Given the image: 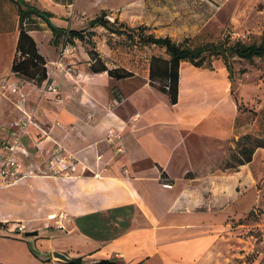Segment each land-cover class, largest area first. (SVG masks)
<instances>
[{
    "label": "crops",
    "instance_id": "obj_1",
    "mask_svg": "<svg viewBox=\"0 0 264 264\" xmlns=\"http://www.w3.org/2000/svg\"><path fill=\"white\" fill-rule=\"evenodd\" d=\"M25 1L52 13L51 23L59 29H88L106 12L130 28L146 27L148 34L177 43L201 34L213 19L211 0H91L97 8L93 19L80 0ZM103 29L90 30L97 34L96 50L110 68H125L134 77L116 80L107 72L93 73L88 45L79 40L72 45L74 54L62 56L65 36L54 45L49 23L37 19L30 35L49 73V80L38 85L12 71L21 33L19 9L12 0H0V140L25 114H34L51 129L53 142L73 154L81 172L74 178H29L0 189V224L39 232L32 238L20 231L4 234L0 226V242L7 247L0 246V264H66L54 252L87 264L111 259L118 264H230L239 255L230 245L234 220L257 203L255 196L244 200L239 192L243 179L251 181L249 164L227 168L241 116L235 82L225 64L211 70L184 61L179 101L172 105L150 80L151 59L169 57L155 46L143 47L156 49L148 68L145 63L117 66L107 42L106 50L99 47ZM41 34L47 36L49 55ZM50 83L58 86V94L47 90ZM15 88L23 96L13 93ZM110 131L118 135L116 143L109 140ZM24 137L27 154L21 157L28 167L49 158L53 142H44L37 153L42 137L34 126ZM54 214L57 220L50 219Z\"/></svg>",
    "mask_w": 264,
    "mask_h": 264
},
{
    "label": "rangeland",
    "instance_id": "obj_2",
    "mask_svg": "<svg viewBox=\"0 0 264 264\" xmlns=\"http://www.w3.org/2000/svg\"><path fill=\"white\" fill-rule=\"evenodd\" d=\"M1 2L3 3L4 0ZM211 3L213 19L210 26L197 36L180 39L181 42L187 40L189 45L198 46L208 42H220L226 37H230L232 40H243L248 44L262 41L264 38V0H211ZM79 4L87 7L88 18L93 19L97 16V8L91 3V0H80ZM111 19L114 22L115 18L111 17ZM9 21L11 24L13 23V11L9 13ZM46 38L45 34H41L39 41L43 50L48 54ZM105 42L113 49L114 55L111 60L117 66L138 67V63H140V68L142 63H145L148 68L147 60L156 51V49H145L135 45L127 37L112 35L103 29L99 39V47L102 51L106 50ZM71 47L72 45L64 47L62 56L65 54V50ZM72 49L74 51L66 55L74 54L75 49ZM88 49L90 48L88 47ZM232 62L235 77L234 88L239 98L241 116L238 122V141L235 140L230 146L227 165L236 164L232 157L233 150H240L243 143L256 146L264 140V59L250 62L234 58ZM214 64L217 67L224 66L222 59L215 60ZM146 68L145 70H147ZM139 71L143 72L141 69ZM147 91L150 95L155 96V93ZM249 166L251 167L249 172L252 177H250L251 181L247 183V180L243 179V185L239 192L242 193L241 196L244 200L246 195L250 194L252 198L255 196L257 203L247 216L241 217L239 221L234 220V229L231 231L234 232V235L232 233L231 237H234L235 240L232 239L230 245L236 247L235 251L239 255L234 260L231 259L230 264H264V148L256 150ZM3 208L2 204L1 211H4ZM3 228H5L4 234L13 235V232L19 231V227H14L13 223H8ZM24 232L26 233L27 229L21 233ZM5 245L0 242V246L7 250ZM232 254L233 249L230 256Z\"/></svg>",
    "mask_w": 264,
    "mask_h": 264
},
{
    "label": "trees",
    "instance_id": "obj_3",
    "mask_svg": "<svg viewBox=\"0 0 264 264\" xmlns=\"http://www.w3.org/2000/svg\"><path fill=\"white\" fill-rule=\"evenodd\" d=\"M18 5L20 16V39L18 43L17 56L15 58L12 71L15 75L33 81L38 85L49 80L48 63L41 55L38 44L30 35L32 25L37 24V19L47 21L54 32L53 44H61L62 37L65 36V47L74 45L75 40H79L88 45L89 55L91 57V71L93 73L107 72L110 77L116 80H125L135 76V73L125 68H110L101 54L96 50L94 41L97 34L90 30L97 27H104L112 35L125 36L135 45L142 47H153L162 50L169 59L162 57H153L150 66V80L152 84L157 85L160 90L168 95L172 105H177L180 94V69L184 61H188L198 68L214 69V63L217 59H222L227 70L230 73V79L235 80L234 65L232 59L238 58L253 62L256 59H264V38L260 43L248 44L243 40H232L226 37L220 42H208L198 46L189 45L188 41L177 43L170 37H156L148 34V28H130L118 20H111L109 15L104 12L94 20L90 21L88 29L64 30L55 27L51 23L54 15L43 11L25 0H12ZM117 98V101H121ZM258 148H264V140L258 145H242L240 150H233L234 164L227 165L228 169H238L248 165L253 161V157ZM164 184L166 178L162 179ZM1 227L6 225L0 224ZM66 264H87L82 258L72 259ZM93 264H118L116 260H103Z\"/></svg>",
    "mask_w": 264,
    "mask_h": 264
},
{
    "label": "built area",
    "instance_id": "obj_4",
    "mask_svg": "<svg viewBox=\"0 0 264 264\" xmlns=\"http://www.w3.org/2000/svg\"><path fill=\"white\" fill-rule=\"evenodd\" d=\"M72 48L74 47L67 48L65 54L74 51ZM47 90L55 94L59 93L55 83L48 84ZM13 93L23 96L22 92L16 88L13 89ZM30 126H34L42 137L37 146V153L42 152L44 142H53L51 129L36 119L34 114H25L24 118L15 123L9 136L0 140V189L17 186L29 178H74L81 176L80 163L72 153L58 142H53L51 145L48 159L39 162L36 166L28 167L21 156L27 154L24 136L28 133ZM117 138L118 135L115 131L109 132V140L112 143H116ZM117 150L122 151V148L118 147ZM57 217L54 214L50 216V219L57 220ZM18 227L19 231H25V225Z\"/></svg>",
    "mask_w": 264,
    "mask_h": 264
},
{
    "label": "water",
    "instance_id": "obj_5",
    "mask_svg": "<svg viewBox=\"0 0 264 264\" xmlns=\"http://www.w3.org/2000/svg\"><path fill=\"white\" fill-rule=\"evenodd\" d=\"M38 235H39V232H37V231H35V232H27L25 234V236H27V237H33V236H38ZM53 255H54V258L57 261H60V262L69 263L72 260L67 255H65L63 253H60V252H54Z\"/></svg>",
    "mask_w": 264,
    "mask_h": 264
}]
</instances>
